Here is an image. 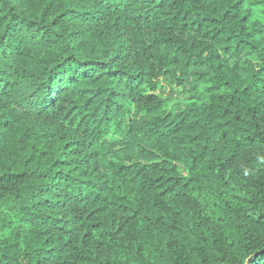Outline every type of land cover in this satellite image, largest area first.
<instances>
[{"label": "trees", "instance_id": "trees-1", "mask_svg": "<svg viewBox=\"0 0 264 264\" xmlns=\"http://www.w3.org/2000/svg\"><path fill=\"white\" fill-rule=\"evenodd\" d=\"M260 254L264 0H0V264Z\"/></svg>", "mask_w": 264, "mask_h": 264}, {"label": "snow or ice", "instance_id": "snow-or-ice-1", "mask_svg": "<svg viewBox=\"0 0 264 264\" xmlns=\"http://www.w3.org/2000/svg\"><path fill=\"white\" fill-rule=\"evenodd\" d=\"M251 264H264V254L254 257L251 261Z\"/></svg>", "mask_w": 264, "mask_h": 264}, {"label": "rangeland", "instance_id": "rangeland-1", "mask_svg": "<svg viewBox=\"0 0 264 264\" xmlns=\"http://www.w3.org/2000/svg\"><path fill=\"white\" fill-rule=\"evenodd\" d=\"M166 95L170 96V97H175L176 95L173 94L172 90L168 88Z\"/></svg>", "mask_w": 264, "mask_h": 264}]
</instances>
